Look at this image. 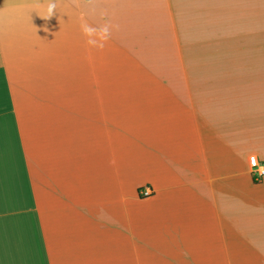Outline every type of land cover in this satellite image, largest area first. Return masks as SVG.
<instances>
[{
	"label": "crops",
	"instance_id": "0c3cea01",
	"mask_svg": "<svg viewBox=\"0 0 264 264\" xmlns=\"http://www.w3.org/2000/svg\"><path fill=\"white\" fill-rule=\"evenodd\" d=\"M47 3L0 0V264H264L256 26L225 0Z\"/></svg>",
	"mask_w": 264,
	"mask_h": 264
},
{
	"label": "rangeland",
	"instance_id": "374dc122",
	"mask_svg": "<svg viewBox=\"0 0 264 264\" xmlns=\"http://www.w3.org/2000/svg\"><path fill=\"white\" fill-rule=\"evenodd\" d=\"M240 5L242 6L243 10L241 12H236L239 13L238 15L235 14H230L231 11L235 8L239 3V0H225V7H226V21L227 23L229 22H234L237 20V22H240L242 24V29L241 31H246L247 29L244 27H253L257 28V40L255 43L254 39H251L250 44L244 48H248L249 52H253V49H255V53L261 54L264 53V0H240ZM251 7V8H250ZM251 11V13H250ZM237 17L236 20H234ZM250 21V23H249ZM231 27L232 25L229 24ZM228 27V24H227ZM229 30L227 29V32ZM238 41V39L236 40ZM254 45V46H253ZM242 47V46H241ZM229 48V47H227ZM237 49V48H236ZM239 49V48H238ZM233 67H227V71L231 74ZM206 74V78L208 76H211L210 70L204 72ZM227 74V76H230V74ZM213 75V74H212Z\"/></svg>",
	"mask_w": 264,
	"mask_h": 264
},
{
	"label": "clouds",
	"instance_id": "9594fccd",
	"mask_svg": "<svg viewBox=\"0 0 264 264\" xmlns=\"http://www.w3.org/2000/svg\"><path fill=\"white\" fill-rule=\"evenodd\" d=\"M56 7H57V0H48L46 14L45 15H40L39 13L37 14L40 17L47 20L48 18L52 17L55 14ZM44 30L47 31L48 29L45 28ZM81 31L86 37H88V40H87L88 44L93 45V46H102L98 44V41L94 38V36L97 35L98 33H103L104 34L103 38H106L107 33H108V27L107 25H105L100 29H96V28L91 27L90 25H87L86 23H82Z\"/></svg>",
	"mask_w": 264,
	"mask_h": 264
},
{
	"label": "built area",
	"instance_id": "2783aa9c",
	"mask_svg": "<svg viewBox=\"0 0 264 264\" xmlns=\"http://www.w3.org/2000/svg\"><path fill=\"white\" fill-rule=\"evenodd\" d=\"M249 161L251 166L255 168V172H257L259 176L264 175V167L261 166V163L256 155L250 156ZM140 192L143 196H149L152 194V189L151 187L146 186Z\"/></svg>",
	"mask_w": 264,
	"mask_h": 264
}]
</instances>
